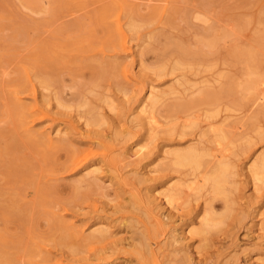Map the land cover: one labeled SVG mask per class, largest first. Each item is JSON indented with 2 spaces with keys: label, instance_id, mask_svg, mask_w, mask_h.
<instances>
[{
  "label": "rangeland",
  "instance_id": "obj_1",
  "mask_svg": "<svg viewBox=\"0 0 264 264\" xmlns=\"http://www.w3.org/2000/svg\"><path fill=\"white\" fill-rule=\"evenodd\" d=\"M261 85L264 0H0V264H264Z\"/></svg>",
  "mask_w": 264,
  "mask_h": 264
},
{
  "label": "bare ground",
  "instance_id": "obj_2",
  "mask_svg": "<svg viewBox=\"0 0 264 264\" xmlns=\"http://www.w3.org/2000/svg\"><path fill=\"white\" fill-rule=\"evenodd\" d=\"M117 21V20H116ZM117 29L120 31V33L123 35V32H122V30H121V26L120 25H118L117 24ZM125 37V36H124ZM256 45V44H255ZM123 73V72H122ZM29 78V77H28ZM30 79V78H29ZM262 86V85H261ZM264 86H262V88H263ZM264 89V88H263ZM262 90V89H261ZM263 91V90H262ZM249 92V91H248ZM152 95V94H151ZM260 97V96H259ZM260 98H262V97H260ZM260 100H262V99H260ZM259 101V100H258ZM32 107V106H31ZM32 110V109H31ZM34 112V111H33ZM45 115V114H44ZM223 146V145H222ZM217 147H219V146H217ZM218 149V148H217ZM213 151V150H212ZM226 151V150H225ZM217 152H219V150L217 151ZM217 152H213V154L214 153H217ZM85 154V153H84ZM190 154V153H189ZM212 154V155H213ZM211 155V156H212ZM217 155V154H216ZM224 155V154H223ZM198 156H201V155H198ZM214 156H215V154H214ZM214 156H212V157H214ZM217 156H219V155H217ZM191 155H190V157H188V156H183V155H180L178 158H179V160L180 161H185V160H187V159H191ZM210 157V156H209ZM217 158V157H216ZM219 158V157H218ZM217 160V159H216ZM217 179V178H216ZM263 183V182H262ZM176 200H174L173 202H175ZM168 202H169V200H168ZM171 203V202H170ZM175 204V203H174ZM168 205H171V204H168ZM178 208V207H177Z\"/></svg>",
  "mask_w": 264,
  "mask_h": 264
}]
</instances>
